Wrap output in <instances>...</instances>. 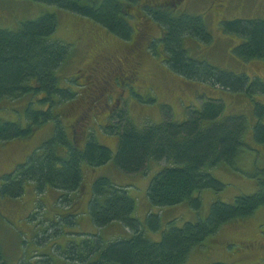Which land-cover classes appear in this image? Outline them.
<instances>
[{"label": "trees", "instance_id": "16d2710c", "mask_svg": "<svg viewBox=\"0 0 264 264\" xmlns=\"http://www.w3.org/2000/svg\"><path fill=\"white\" fill-rule=\"evenodd\" d=\"M37 1L81 15L123 39H132L135 45L130 48V57L134 55L132 52L151 48L164 56V62L174 73L187 80L252 97L264 96L263 80H249L245 74H236L189 57L184 47L186 37L198 38L205 43L212 38L202 16L176 15L178 0H175V6L170 4L171 0H145L144 3L139 0ZM137 2L139 16L144 21L132 24L128 9ZM57 17L56 12H48L36 20L20 22L17 30L0 28V110L21 101L23 110L13 108L17 114H25L24 120L16 113L15 120L0 116V143L26 139L43 126L52 125L48 138L38 144L24 162L5 171L0 196L20 198L26 186H33L39 196L36 203L42 199L40 195L50 189L59 192L58 203H55L57 209H54L57 219L49 218V222L61 232V225L72 226L81 211L85 213L71 202V194L83 188L85 166L95 170L115 162L121 171L134 174L148 172L152 162H164V167L153 176L149 185L150 205L164 209L190 204L199 212L201 192L209 188L219 191L224 187L209 169L219 163L235 164L245 145L248 120L242 116L220 120L224 108L220 101L211 99L203 109L189 112L186 121L169 120L166 112L162 123L139 126L121 105H117L105 111L108 116L110 114V120L113 119L111 123H98L95 116L100 129L107 127V132L119 137L118 150L114 154L110 146L96 137V128H89L90 106L87 105V111L84 107L87 103L83 102L91 97L96 102L93 95L103 90V80L82 71L70 80L75 83L73 90L67 87L69 84L66 87L60 85L61 72L73 53L70 45L54 39ZM221 25L227 33L242 38L234 49L237 56L247 61H264V19L223 20ZM152 28L158 30L159 36L151 33ZM134 30L137 32L133 36ZM138 46L143 47L142 51ZM122 67L117 81L129 85L135 73ZM79 78H82L81 82ZM80 101L84 104L81 105ZM256 104L263 112L264 104ZM76 114L79 117L73 119ZM66 119L71 121L69 127ZM255 130L258 139L264 140V124L259 121ZM256 175L259 177L258 190L254 194L240 195L232 204L219 200L213 202L205 220H189L182 226L176 220L169 221L159 241L146 234L143 224L135 216L137 203L128 189L100 176L92 185L88 207L95 226L101 230L118 222L129 229L131 236L105 242L100 232L93 233L79 244L71 242L61 250L62 262L51 258L53 251L59 253L53 249L40 255L39 260H33L32 256L23 257L20 264H186L192 254L207 248L209 241L214 240L227 223L251 217L264 208V169ZM58 205L63 207L62 210H58ZM39 208L42 210L43 207ZM153 218L152 215L149 222L156 228ZM58 219L62 222H57ZM36 220V214L32 213L29 221L45 230L46 224L42 221L38 224ZM40 235V243H46L44 240L50 237L49 234ZM0 264H8L1 237Z\"/></svg>", "mask_w": 264, "mask_h": 264}, {"label": "rangeland", "instance_id": "374dc122", "mask_svg": "<svg viewBox=\"0 0 264 264\" xmlns=\"http://www.w3.org/2000/svg\"><path fill=\"white\" fill-rule=\"evenodd\" d=\"M144 1L139 0L141 3ZM175 3V0H171L170 4L175 6ZM178 3V8H175L176 15L189 13L202 16L212 38L209 43H205L198 38L186 37L184 47L189 57L206 61L236 74H245L249 80L259 78L264 81V61L262 59L247 61L237 56L234 49L242 42V38L237 34L227 33L221 25L223 20L264 19V0H178ZM139 7L137 2L128 9L129 12L131 11L132 24L140 20L144 21V18L139 16ZM125 10H123L124 13H126ZM48 12H56L58 16V27L54 39L70 45L73 53L61 72L60 85L66 87L69 84L67 87L73 90L75 83L70 80L82 71L90 72L97 80L102 79L105 83L103 90L93 95L96 102L92 97L87 98L88 101L84 99L83 102L87 103L84 105L85 109L90 106L89 128H96L98 134L96 137L98 136L101 143L113 148V151L119 146L117 135L107 132V127L100 129L95 121L96 116L98 123L105 125L111 123L113 119L110 120V114L108 116L105 112H108L110 108L121 105L137 125L144 126L162 123L166 112H168L169 120L179 122L184 112L189 114L191 111L198 110L195 105H200L203 109L207 101L211 100L209 98L213 93L211 94V89L206 87L208 84L187 80L174 73L164 62L165 58L161 54H156L150 48L144 52L131 51L134 55L130 57V48H134L135 45L132 39H123L91 19L68 10L57 9L55 6L37 0H0V28L17 30L21 26L20 22L36 20ZM154 26L157 25L154 24ZM136 32L137 30H134L133 36ZM151 33L154 36L160 34L154 28ZM138 48L142 51L143 47L138 46ZM136 53L140 54L136 56ZM121 65H124L122 68L130 73H135V78L129 85L124 86L121 80L117 81L121 73ZM78 81L81 82L82 78ZM218 90L221 93L220 103L224 108L220 120L236 116L248 119L250 129H247L244 136L245 145L234 165L219 163L209 169L213 176L224 184V187L219 191L211 188L202 191L200 194L202 205L199 212L190 204L158 210V213L154 212V214L156 221L159 219L163 222L162 226L171 219L176 220L179 225L189 220L190 222L205 220L213 202L219 200L232 204L238 196L251 195L258 190L259 177L256 174L262 173L264 169V140L255 139L252 130L254 131L258 124V118H262L264 124V111L260 112L256 104L264 103V99L258 97L254 100L252 96L241 93L248 96V99L245 95H233L229 93L230 90L223 89L225 93ZM204 92L206 97H203ZM9 104L12 106V103L9 102ZM80 104L84 103L80 101ZM13 106L23 110L24 105L22 106L21 101H17ZM13 106H3L6 109L0 110V116L15 120L16 113L18 118L24 120L25 114H17ZM76 117L78 118L79 115H74L73 119ZM70 123L71 121L66 119L68 127ZM68 131L70 132V128ZM51 132L52 125L47 124L26 139L20 138L0 143V186L4 182L5 171H10L19 162H24ZM160 164L165 165L164 162ZM159 168L158 163L154 162L146 173L126 174L116 166L115 162L95 170L85 166L83 188L71 194V202L75 203L79 211L81 208L86 211L92 197L94 180L105 176L128 189L137 203L135 216L142 220L146 212L150 210L147 197L148 185ZM32 189L33 186H26L20 198L0 196V237L6 260L8 264H20L23 257L29 256H32L33 260H39L40 255L48 254L54 249L59 253L53 251L54 256L51 258H58L62 262L61 250H64L71 242L65 237L69 233L70 226L64 223L60 226L63 231L59 232V229L53 228L49 222V218H56L54 209H57L55 203H58L59 192L50 189L48 193L41 194L42 199L35 203L38 195H35ZM38 203L43 204L44 210L39 208ZM61 208L63 207L58 205V210H62ZM30 213L36 214L37 220H40L38 224L41 221L46 224L45 230L42 226L37 228V224L29 221ZM82 213L77 230L81 231L85 237L91 236L88 232L96 231L106 239L116 240L120 236H125L124 232L129 230L118 222L98 230L97 226L92 225L91 218ZM57 222L60 223L62 220L58 219ZM56 231L59 232V236ZM39 232L42 235H50L44 240L46 243L38 242V238L40 240L42 237ZM161 234L157 230L151 231L149 236L154 241H158ZM75 236L78 235L75 234ZM250 243L253 244L251 248ZM186 264H264V208L259 209L251 217L227 223L218 231L215 239L209 241L208 247L192 254Z\"/></svg>", "mask_w": 264, "mask_h": 264}, {"label": "crops", "instance_id": "0c3cea01", "mask_svg": "<svg viewBox=\"0 0 264 264\" xmlns=\"http://www.w3.org/2000/svg\"><path fill=\"white\" fill-rule=\"evenodd\" d=\"M206 87L207 88H209V89H211L210 90V92H211V94L213 93V95H212V97H210L209 99H213V100H217V101H220L221 100V98H220V96H221V93L219 92V90L218 89H220L221 91H223V93H225V91L223 90V89H221V88H219V87H212V86H210V85H206ZM229 92V91H228ZM229 93H232L233 95H245V94H241V93H234V92H229ZM206 92H204L203 93V97L205 96L206 97ZM208 94H209V92H208ZM248 95V94H247ZM246 96V95H245ZM249 96V95H248ZM248 96H246L248 99H249V97ZM262 98V99H264V96H262V95H255L254 97H251L252 99H254V100H257V98ZM224 101V100H223ZM192 103H193V101H192ZM263 103V102H262ZM194 104V103H193ZM264 104V103H263ZM196 107H197V109L198 110H201L202 108L200 107V105H195ZM225 111H226V109H225ZM228 115V114H227ZM238 115H240V114H238ZM188 119V113L187 112H184V116H183V118H182V120L181 121H179V122H183V121H186ZM259 119V118H258ZM248 120V119H247ZM259 121L260 122H262L263 123V121H262V118L261 119H259ZM162 122V121H161ZM250 128H248V130H249ZM253 133H254V136H255V139H258V137H257V134H256V130H252V135H253ZM254 136H252V138L254 139ZM117 138H118V140H119V137L117 136ZM244 140H245V138H244ZM113 149V148H112ZM117 150H118V147L117 148H114V152H117ZM154 163V162H153ZM152 163V164H153ZM158 165H159V170H161L163 167H164V165L163 164H160V163H158ZM158 170V171H159ZM157 171V172H158ZM116 184V183H115ZM118 185V184H117ZM149 185H150V182H149ZM149 185H148V189H149ZM32 191L35 193V195H37L36 193L37 192H35V190L34 189H32ZM48 191H50V190H48ZM54 191V190H53ZM55 192V191H54ZM48 193V192H47ZM147 194H148V191H147ZM39 197V196H38ZM148 197V196H147ZM134 198V197H133ZM135 199V198H134ZM148 204H149V208L148 209H150V210H148L147 212H146V214H145V217L142 219V220H140L141 221V223L143 224V226H144V229H145V232H146V234L149 236V234H150V232L151 231H157V230H159L162 234H163V232H164V230H165V228H166V226H167V224H168V222L169 221H172V220H174V219H171V220H168L166 223H165V225L164 226H162L163 225V222L162 221H160L159 219H158V221H156V217H155V214H154V212L155 213H158V210H161V209H159V208H153L151 205H150V202H149V200H148ZM184 205V204H183ZM38 206L39 207H42V205L41 204H39L38 203ZM181 206V205H180ZM43 210H44V207L42 208ZM150 211V212H149ZM43 213H44V211H43ZM32 213H30L29 215H31ZM82 214H84V215H86L87 217H90L91 218V222H92V225L95 227V224H94V222H93V220H92V217H91V215H90V212H89V210H88V208H87V210L85 211V213H82ZM154 216V218L152 219V221H155V223H156V228H154L153 226H151L150 225V223L151 222H149V220L151 221V216ZM80 216H81V214H79L76 218H75V220H74V223H73V225L72 226H70V228H69V233L67 234V236H65L67 239H68V241L70 240L71 242H74V243H76V244H79L81 241H83L86 237L83 235V233H81V231H79V230H77V227H78V225L80 224L79 222H80ZM162 219V218H161ZM37 222L38 221H40V220H36ZM33 222V221H32ZM34 224H35V222H33ZM185 223V222H184ZM183 223V224H184ZM178 224V223H177ZM182 224V225H183ZM161 225V226H160ZM179 225V224H178ZM182 225H179V226H182ZM67 226H69V225H67ZM124 227V226H123ZM161 228H163V229H161ZM95 230H96V228H95ZM99 230V229H98ZM124 231H126V229H123ZM128 230V229H127ZM93 233H96V231L95 232H93ZM92 232H88V234H93ZM125 233V236H120L119 238H123V237H129V236H131V232L128 230L127 232H124ZM75 234H77L78 236H75ZM100 234V233H99ZM162 234H161V237H162ZM102 235V234H101ZM151 239H152V237L151 236H149ZM102 238L104 239V241L105 242H111V241H114V240H112V239H106V238H104L103 236H102ZM118 238V239H119ZM161 239V238H160ZM159 239V240H160ZM117 240V239H116ZM153 240V239H152ZM158 240V241H159ZM70 242V243H71Z\"/></svg>", "mask_w": 264, "mask_h": 264}, {"label": "flooded vegetation", "instance_id": "af4514ba", "mask_svg": "<svg viewBox=\"0 0 264 264\" xmlns=\"http://www.w3.org/2000/svg\"><path fill=\"white\" fill-rule=\"evenodd\" d=\"M138 29H139V28H138ZM122 66L124 67V65H122ZM252 245H253V244H252V243H250V248L252 247ZM245 251H246V250H245Z\"/></svg>", "mask_w": 264, "mask_h": 264}]
</instances>
